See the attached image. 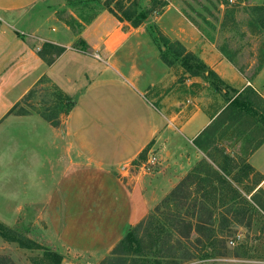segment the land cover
Wrapping results in <instances>:
<instances>
[{"label":"crops","instance_id":"crops-1","mask_svg":"<svg viewBox=\"0 0 264 264\" xmlns=\"http://www.w3.org/2000/svg\"><path fill=\"white\" fill-rule=\"evenodd\" d=\"M44 1L0 0V70L12 59L18 62L5 73L12 79L18 74L28 80L22 96L36 81L47 77L63 93L68 108L53 125V120L37 113L15 114L12 103L2 98L0 156H19L25 167L29 163L22 156H40L41 172L38 190L23 181L22 200L12 206L0 201V223L9 225L6 217L10 210H26L23 220L30 217L32 209L45 210L46 224L62 245L69 251L95 256L111 249L127 227L140 223L150 208L203 160L213 168L212 161L226 168L228 162L233 168L244 161L262 177L258 188L264 191L263 134H237L227 129V122L215 124L204 134L227 105L223 95L202 78L187 74L180 64L166 65L148 26L133 28L101 12L80 34L84 49L99 55L96 59L92 53L72 49L71 41L58 32L60 25L53 27L52 19L39 17L36 8ZM155 24L165 37L195 54L231 89L240 93L251 87L264 100V65L249 78L170 4ZM45 44L55 47L48 55L62 49L59 55L54 52L50 63L44 61L47 54L42 58L34 53ZM124 82L136 85L148 98L130 88V94L107 89L112 83ZM101 87L105 94L99 100L96 92ZM103 129L109 130L107 141L110 131L119 139L111 150L106 144L99 142V148L95 143ZM258 142L254 150L246 147ZM213 145L224 147L219 155L214 154L224 156L223 164L212 159L209 151ZM245 147L247 155H238ZM145 151L155 156L156 163L152 171L143 174L136 160ZM227 169L233 176L238 168ZM47 177L50 187L46 186Z\"/></svg>","mask_w":264,"mask_h":264},{"label":"rangeland","instance_id":"rangeland-1","mask_svg":"<svg viewBox=\"0 0 264 264\" xmlns=\"http://www.w3.org/2000/svg\"><path fill=\"white\" fill-rule=\"evenodd\" d=\"M136 0H45L42 4L38 5L36 11L42 19H52L51 26L63 28L62 32L58 28V32L65 38L71 41L70 47L75 51L90 52L88 49H84V40L80 38L82 31L92 22L97 15L106 11L110 14L106 7L110 8L119 16H121L120 7H129ZM157 2L165 3L160 9H157L152 13L142 25H146L149 29L153 27L157 28L156 20L164 12L167 5L176 8L183 17L194 25L202 35L211 43H213L218 51L224 56V53L231 58L233 65L243 70V73L252 78L253 72L256 70L259 62L264 59V34L256 33L254 26H252V16L249 8L256 5H264V0H156ZM152 0H141L138 3L137 9L148 10L152 7ZM41 11V12H40ZM114 17L116 20L117 18ZM118 21V20H117ZM119 22V21H118ZM120 23L129 22L123 21ZM55 25V26H54ZM159 30V29H158ZM66 31V32H65ZM255 31V32H254ZM18 37H24V34H18ZM154 43V42H153ZM155 44V43H154ZM35 48V45L32 49ZM41 49V48H40ZM37 49L34 51L36 57L38 55ZM54 50L47 54L44 61L53 58ZM92 55L96 58L99 56L95 53ZM225 57V56H224ZM97 59V58H96ZM105 60V58H103ZM8 65L2 66V73L0 72V102L2 98L6 103H12L11 111L15 114L25 115L29 112L37 113L43 117H49L57 124V118L61 113H64L68 106L65 105L63 93L53 84L47 77H42L36 81L34 85L27 90L25 95H21L22 91L29 86L28 80L23 79L20 75H14V78L5 73V70H10L15 67L16 62L13 59ZM102 61H100L101 63ZM18 63V62H17ZM107 63L103 62L105 67ZM35 73L38 72V66ZM115 75H118L115 73ZM20 77V78H19ZM126 80L124 76H121ZM19 78V79H18ZM108 77H105V79ZM120 80V76H118ZM3 79V80H2ZM127 81V80H126ZM123 82V80H122ZM127 83H130L127 81ZM126 82L124 84L112 83L107 87L108 90L114 92H121L124 94H130V90L138 92L144 97L143 90L139 89L136 85L129 86ZM28 85V86H26ZM103 87L96 92L97 98L103 99L104 95ZM107 129H103L100 136L95 139V143L99 148L102 144H106V149H112L110 146L115 142H119L116 137L110 134V141L106 139ZM228 134V133H227ZM245 136V135H244ZM247 137V136H246ZM100 142V143H99ZM214 142L210 141V144ZM216 145L210 147L209 153L212 154V159L218 160L223 164L224 156L219 155L220 151H224L223 148H216ZM249 149V145L246 146ZM242 149L238 155H247V150ZM209 148V147H208ZM230 150V149H229ZM241 150V148H240ZM230 152H234L232 149ZM235 154V152H234ZM147 151L142 152L137 159L138 165H141L140 170L145 173L152 171V168L148 170L146 165ZM237 155V154H236ZM9 157L15 161L10 162ZM25 157L28 166H22V161L19 156H0V201L8 202L11 206L16 204L15 202L23 199V181L28 182L29 186L36 185V189H39L38 178L39 172V157L40 156H22ZM24 159V158H23ZM202 163L210 162L208 160L201 161ZM226 163V162H225ZM200 165V162L196 163L191 170H196ZM228 168V167H227ZM137 169V168H136ZM197 171V170H196ZM240 169L235 170L233 174L241 175ZM43 173V172H42ZM198 173V171H197ZM196 173V174H197ZM199 176L205 175V172L197 174ZM230 176V178L234 177ZM125 178V177H124ZM47 187L49 186L48 177ZM242 193L244 201L240 198L237 200V204L234 209L238 211H245L242 216V225L236 224L231 215H228V222H223L222 228L219 223L221 215L226 213L228 205L221 206L218 198L215 201V210L213 215V221L216 227L215 244L216 248H206L205 252L200 253L198 250L201 246L196 243L197 234L192 232L189 239H181L179 234L175 232L172 227V215L178 210V213L184 216L185 219L192 222L193 225L199 219V215L187 216L190 212L187 207L178 208L177 202H169L167 205L162 204L164 195L159 201L154 204L145 217L142 219L143 226L137 230L138 238L140 241V256L124 255L125 261L118 262L113 260L115 256L112 254V250L115 245L125 236V234L134 226L126 228L124 234L113 244L111 249H106L104 252L98 253L95 256L86 255L82 253H75L69 251L66 246L62 245L59 237L54 233L53 228L46 224L44 219L45 210L32 209L30 210V217L23 220L22 216L26 210L14 209L8 212L6 220L9 221V225H5L9 229L13 230L18 236L30 239L34 243L38 244V248H22L16 242L6 241L0 237V255L8 256L15 264H51L50 259H46L47 253H56L61 257L60 264H133L134 260L146 261L143 264H169L177 259L180 260L184 251L189 250L192 252L193 258L190 260H181L178 264H264V217L255 209L251 204L249 198L250 194L246 192L247 187H251V180L243 179L240 183L234 185ZM45 187V186H44ZM45 187V190L48 188ZM192 187L191 190H193ZM38 195V193H37ZM158 206L156 210L155 207ZM6 211V210H5ZM18 212V214H17ZM39 215L43 216V219H39ZM15 216V218H13ZM240 217V216H239ZM236 220L240 222L239 218ZM203 218V217H202ZM15 220V223H13ZM24 221H26L24 223ZM30 221V222H28ZM2 224V223H1ZM147 230L148 232H146ZM154 240H151V237ZM149 237V240H148ZM163 240H170V244L181 245V248L175 250V258L169 256L168 252L161 249ZM203 240V239H202ZM233 241V244H230ZM171 252V251H170ZM173 253V252H172ZM204 254V258H200L199 255ZM117 258V257H116Z\"/></svg>","mask_w":264,"mask_h":264},{"label":"trees","instance_id":"trees-1","mask_svg":"<svg viewBox=\"0 0 264 264\" xmlns=\"http://www.w3.org/2000/svg\"><path fill=\"white\" fill-rule=\"evenodd\" d=\"M141 0H136L129 7H120L121 16L117 15L110 6L106 7V10L115 16L119 22H129L130 26L137 28L142 25L147 18L154 13L157 9L165 6V3L157 2L152 0V7L148 10L137 9L138 3ZM252 16V26L256 33L264 34V5L251 6L249 8ZM254 31V32H255ZM150 35L152 41L158 47L161 60L168 66L175 63L180 64L184 71L192 77H200L205 82H207L216 92L223 95L227 105L215 118L214 122L206 128L203 133L207 134L211 132L213 126H221L224 122H227V129L232 128L237 134H246L247 136H254L256 134H263L262 139H264V100L256 93L251 87H246L242 92L237 93L235 90L231 89L226 85L220 77L211 70L207 65L203 63L195 54L186 51V49L177 41H171L165 37L157 28L153 27L150 29ZM52 45L45 44L42 49L38 52V55L42 58L48 53L50 49H54ZM62 52L61 48L55 49V53L59 55ZM225 58L231 62V58L224 53ZM52 59L48 60L50 63ZM264 65V59L261 60L253 72L256 75ZM238 69V68H237ZM243 73V70L238 69ZM251 78V77H250ZM51 120L49 117H44ZM53 125L56 123L52 122ZM261 139V141H262ZM261 142L251 145V150L256 149ZM213 165L207 162L202 163L197 167V171L193 170L187 174L164 198L162 204H168L169 202H177V206L181 210L187 207L189 213L187 216L199 215V219L196 224L193 225L192 222L185 219L184 216L178 213V210L172 215V227L181 239H189L192 232L197 234L196 243L199 246V252H205L206 248H216L215 236L216 227L213 221V215L215 210L216 197L221 206L228 205L226 213L221 215L219 226L222 228L223 222H228V215H231L234 222L238 225H242V216H244L245 211H238L234 209L237 204V200L240 198L244 201L242 193L234 185L240 183L243 179L251 180V187L246 188V192L250 194V202L253 204L255 209L260 212L264 217V191L258 188L262 177L256 173L253 168L246 164L244 161L240 163H235L232 168L226 163L229 169H240L241 175H236L230 178V171L225 166H219L212 161ZM200 172H205V175L199 176ZM197 173V174H196ZM193 188V190H191ZM158 209V206L155 207ZM240 216V217H239ZM203 217V218H202ZM239 218L240 222L236 220ZM264 220V219H263ZM143 222L141 221L136 226L132 227L125 236L115 245L112 250L113 256L118 262L125 261L123 259L124 255L130 256H140V239L138 238L137 230L142 228ZM148 232L147 230H145ZM151 240L154 237L151 236ZM0 237L4 238L6 241L16 242L22 248L31 249L33 247L38 248V244L34 243L30 239L18 236L13 230L5 227V225L0 223ZM203 239V240H202ZM149 240V237H148ZM161 249L168 252L169 256L175 258H180L175 256V250L181 248V245L176 244L171 245L170 240H163ZM40 248V247H39ZM171 251V252H170ZM173 252V253H172ZM193 253L189 250L184 251L179 261L177 259L169 264H178L181 260H190L193 258ZM199 255L200 258H204ZM46 259H50L51 264H60L61 257L56 253H47ZM117 257V258H116ZM139 260H134L133 264H139ZM146 261H141V264ZM158 264L160 262H157ZM0 264H15L12 259L8 256L0 255Z\"/></svg>","mask_w":264,"mask_h":264},{"label":"built area","instance_id":"built-area-1","mask_svg":"<svg viewBox=\"0 0 264 264\" xmlns=\"http://www.w3.org/2000/svg\"><path fill=\"white\" fill-rule=\"evenodd\" d=\"M2 22V20L0 19V23ZM96 58H98L99 59V57L98 56H96ZM146 165L148 166V170H150L154 165H155V163H156V158H155V156H153V155H149L148 157H147V161H146ZM230 244H233V241H230Z\"/></svg>","mask_w":264,"mask_h":264}]
</instances>
